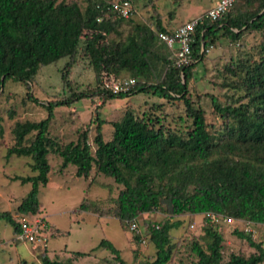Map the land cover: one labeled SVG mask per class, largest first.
Instances as JSON below:
<instances>
[{"label":"trees","instance_id":"trees-1","mask_svg":"<svg viewBox=\"0 0 264 264\" xmlns=\"http://www.w3.org/2000/svg\"><path fill=\"white\" fill-rule=\"evenodd\" d=\"M82 1L83 11L76 1L0 0V89L12 81L23 85L29 97L28 86L39 68L61 59H70L60 76L68 86L69 69L76 56L87 60L96 84L62 101L41 103L46 117L38 122L15 123L14 144L6 150V157L30 158L29 168L35 173L18 179L21 184L30 183L31 189L16 211L20 215L38 212L36 196L38 188L47 183L46 156L52 153L61 159L62 168L74 166L76 177L87 178L94 170L122 187L111 208L102 209L85 200L77 214L115 218L125 230L138 216L161 212L162 205L166 206L168 219L146 225V235L155 250L153 258L138 264H168L174 250L169 232L181 225L180 221L171 222L173 217L212 213L264 225V0H233L217 20L198 22L192 35L190 62L183 67L175 66L170 59L172 51L158 37L171 31L159 21L154 30L137 22L130 0H121L132 8L127 18L113 12L114 0ZM250 34L261 36L257 47L223 67L222 86L237 95L236 99L222 106L210 96L211 107L221 120L220 127L211 132L203 111L187 97L192 71L209 47L222 42L236 46ZM103 72L116 80L134 79L136 84L128 94H110L101 87ZM137 94L181 101L190 121L189 131H169L157 125L155 118L144 114L137 117L126 110L110 123L108 141L102 137L104 122L95 111L93 150L87 130L75 143L65 145L47 135L54 108L69 107L80 100H122ZM30 133H34L33 138L24 146V138ZM0 219L16 237L19 227L12 216L2 212ZM201 231L199 241L192 244L197 258L192 264H221L223 239L216 224L204 218ZM233 233L255 252L246 258L230 254L226 264H262L263 248L249 235L236 230ZM132 238L136 244L141 239L135 234ZM98 248L109 251L117 264H126L108 241L102 240ZM85 256L73 255L76 259ZM36 259L39 264H63L51 261L45 250Z\"/></svg>","mask_w":264,"mask_h":264},{"label":"rangeland","instance_id":"rangeland-1","mask_svg":"<svg viewBox=\"0 0 264 264\" xmlns=\"http://www.w3.org/2000/svg\"><path fill=\"white\" fill-rule=\"evenodd\" d=\"M76 1L83 11L85 2L82 0H56V2ZM137 22L155 28L159 21L168 31H173L183 22L193 19L208 10L217 0H130ZM259 34H250L243 37L236 46L222 42L215 44L208 50L204 59L192 71V78L187 88V97L193 105L204 113L209 131L217 130L221 120L211 107L210 96L220 105L233 102L236 99L230 89L222 86L223 67L235 60L239 54L252 52L260 43ZM178 45L173 46L175 51ZM170 59L173 55L170 53ZM70 59H61L55 64L39 68L34 80L27 89L12 81H7L0 89V213L10 214L16 222L22 216L16 208L28 195L31 184L20 183V178L35 175L29 165L28 157L11 155L6 157V150L13 146L12 129L15 123L38 122L46 117V111L41 103L62 101L72 93L94 88L95 78L87 60L79 56L69 69L68 86L60 80L63 67ZM36 99L39 103H34ZM126 110L141 117L143 114L157 120L166 130L177 133H187L190 121L184 113L181 101H164L155 97L137 94L122 100H105L99 98L80 100L69 107L53 109V117L48 126L47 135L60 145L75 143L78 135L88 131V143L92 150V140L95 134V111L104 122L102 137L110 139L112 128L110 123L117 121ZM34 133L24 138L23 145L30 143ZM49 166L47 183L38 188L37 201L39 210L35 214L45 223L43 235L47 238L45 248L31 249L16 240L11 227L0 219V264H19L20 261L39 264L37 255L46 251L51 261L63 264H117L112 254L98 248L102 240L108 241L119 252L120 258L126 264H138L147 258H153L154 247L146 235V225L157 224L169 216L166 206L162 205L161 212L142 214L136 218L141 238L134 243L129 226L124 230L120 222L111 217H99L93 213L75 211L85 200L97 203L100 208L112 207L113 200L121 186L115 184L111 178L95 173L92 170L87 178L76 177V168L72 165L61 167V159L55 154L46 156ZM180 221L181 225L169 232L170 243L174 250L168 264H192L197 261L192 250V244L199 241L202 235L204 218L202 215L173 217L171 222ZM216 229L223 242L221 245V264H226L230 254L248 257L255 250L240 240L233 233L238 231L233 226L216 222ZM251 239L264 250V225H254ZM143 241V242H142ZM200 243V242H199ZM76 253L85 254L83 258H74ZM264 264V262L262 263Z\"/></svg>","mask_w":264,"mask_h":264},{"label":"built area","instance_id":"built-area-1","mask_svg":"<svg viewBox=\"0 0 264 264\" xmlns=\"http://www.w3.org/2000/svg\"><path fill=\"white\" fill-rule=\"evenodd\" d=\"M232 3L233 0H217L203 14L184 22L171 33L158 34L160 41L172 51L175 66L183 67L188 65L190 62V45L193 42L192 35L197 23L203 19L211 21L217 20L221 15L228 11ZM111 7L113 12L122 18H127L132 11L129 2L127 1L114 0ZM175 44L178 45V48L174 51L173 46ZM210 48L212 47L205 50V53H207ZM201 51H203V48ZM100 83L102 89L110 94L125 95L128 94L130 89L135 86L136 81L131 78L116 80L111 74L103 72L100 75ZM202 216L203 218L208 219L211 223L221 222L227 226H233L239 232L249 235L250 237L254 234L252 227L255 224L248 221L234 220L212 213H205ZM24 217L25 216H22L18 221H16L19 227V233L15 237L16 241L29 245L31 249H35L36 247L45 248L47 238L43 235V228L45 227L44 221L37 218L35 215H29V218ZM128 226L129 230L135 235L140 233L136 219L131 221Z\"/></svg>","mask_w":264,"mask_h":264},{"label":"crops","instance_id":"crops-1","mask_svg":"<svg viewBox=\"0 0 264 264\" xmlns=\"http://www.w3.org/2000/svg\"><path fill=\"white\" fill-rule=\"evenodd\" d=\"M198 216V215H197Z\"/></svg>","mask_w":264,"mask_h":264}]
</instances>
